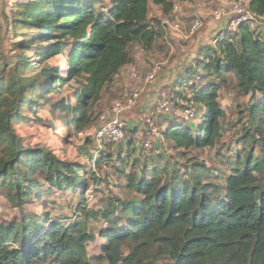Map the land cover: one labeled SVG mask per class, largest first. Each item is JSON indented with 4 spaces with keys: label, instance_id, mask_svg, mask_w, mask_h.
<instances>
[{
    "label": "trees",
    "instance_id": "obj_1",
    "mask_svg": "<svg viewBox=\"0 0 264 264\" xmlns=\"http://www.w3.org/2000/svg\"><path fill=\"white\" fill-rule=\"evenodd\" d=\"M19 8L14 28L40 32L38 39L19 44L22 51L33 50L39 62L35 65L20 57L15 78L3 79L6 69L0 77V145L6 143L2 145L5 156L0 157V181L15 191L10 197L21 208L42 182L49 185V191H76L87 186L79 177L78 166L45 148H25L16 135L13 125L26 120L23 108L37 107L28 95L41 80L32 81L27 75L60 54L64 46H71L66 76L57 71L52 86V72L40 70L43 79H49L40 93L43 97L70 80L82 79V89L71 90L77 95L63 100L59 112L66 114L62 116L66 128L84 131L103 88L132 63L130 48L137 44L149 50L165 35L158 21H150L151 8L169 16L174 5L169 0H34L19 4ZM249 9L264 20V0H251ZM226 36L188 73L220 76L228 71L242 93L261 97L250 114L251 139L258 151L226 178L224 190L202 182L200 175L186 178L187 173L180 176L177 170L169 177L166 173L162 177L165 170L159 169L148 178L130 176L128 188L139 195L138 200L113 201L109 210L91 212L108 222L100 233L105 244L96 258L109 264H264V28L242 26L235 40ZM41 43L47 44L44 51H39ZM220 90L216 83L203 88L195 85L190 103L205 108L202 127L172 123L163 132L165 140L179 151L215 148L225 117L219 104ZM42 197L43 193L35 195L36 200ZM46 221L49 229L39 227L33 237V225L26 220L18 226L0 225V264L90 263L87 244L95 235L86 221L63 225L48 216Z\"/></svg>",
    "mask_w": 264,
    "mask_h": 264
},
{
    "label": "rangeland",
    "instance_id": "obj_2",
    "mask_svg": "<svg viewBox=\"0 0 264 264\" xmlns=\"http://www.w3.org/2000/svg\"><path fill=\"white\" fill-rule=\"evenodd\" d=\"M28 1L34 0H0V77L2 71L6 69L7 73L3 78L6 80L15 78L14 68L18 58L26 57L35 65L39 62V56L33 50L22 51L19 44L25 39H38L40 32L30 30L28 27L15 29L13 23L15 17L19 16V4ZM169 1L174 5L172 14L165 17L161 9L151 8L149 15L150 21H158L165 28V35L149 50L137 44L130 48L132 63L103 88L98 100L92 105L89 113L90 124L84 131L66 128L62 118L66 114L59 112L63 100H72L77 95V92L71 90L82 89V79L70 80L62 88L54 93L47 92L43 97L40 93L42 86L49 80L43 79L40 70L45 68L52 72L50 81L52 86L57 71L66 76L71 46H64L60 54L40 66L39 70L27 75L32 81L41 80L37 83L35 91L28 95L29 99L36 101L37 107L23 108L26 120L13 125L16 135L23 139L25 148H45L62 161L78 166L79 177H83L87 186H81L76 191L69 189L49 191V185L42 182V186L31 198L24 201V206L18 208L17 203L10 197L15 195V191L4 186L5 182L0 181V225L18 226L26 220L33 225L31 232L33 237L39 227L49 229V222H45L47 216L50 220L60 221L63 225L86 221L88 230L95 235V239L87 244L89 264H109L105 259L96 258L101 255L100 248L105 244L100 233L108 226V222L103 216L99 214L94 216L91 212L109 210L113 201L138 200L139 195L128 188L130 176H135L138 180L143 177L148 178L149 173L159 169L165 170L161 173L162 177L165 173L169 177L174 170H177L180 176L187 173L186 178L190 175L195 177L200 175L202 182L218 185L224 190L226 178L235 168L248 162L253 156L252 152L258 151L256 142L251 139L253 131L250 126V114L252 107L261 97L242 93L231 72L224 71L220 76L214 75L213 72L202 71H197L191 76L187 72L197 63L198 65L201 63L199 59L202 56L199 55V51L203 53L205 51L206 54L209 48L217 45L219 39L227 37L225 34L220 36L228 29L227 20L217 22L210 14L229 9L233 0ZM249 1L237 2L248 5ZM199 16H202L203 25L191 35V26ZM175 24L180 25L178 31L174 30ZM260 27L264 28V20ZM228 37L231 40L236 39L233 34ZM39 44L37 42L38 46ZM45 47L47 44L41 43L39 51ZM183 47L193 55V58L196 56L193 60L194 64L192 63V67L188 64L178 70L171 69L168 63L176 60L181 51L183 53ZM160 64H164L160 74L148 81V74ZM131 70H136L140 74L141 96L136 107L125 113V119L129 124L127 130L129 140L113 145L97 142L94 135L100 125L101 117L111 113L114 105L121 101L124 92L131 90L135 84L129 78ZM210 83L219 84L221 87L219 104L225 111V117L221 120L222 137L213 149L179 151L172 143L165 140L163 132L169 129L172 123L183 125L185 128L202 127L206 110L202 106L190 103V100L195 85L203 88ZM165 100L170 106L169 113H164L159 107ZM188 109L193 110L192 118L186 117L185 112ZM147 116H153V124L161 132L158 141L152 143L150 148H144L137 139L138 133L148 129V124L141 120ZM2 145H0V157L5 156L2 149L6 143L3 147ZM20 169L25 171L24 167ZM34 177H38V172ZM41 193H43L42 200H36L35 195Z\"/></svg>",
    "mask_w": 264,
    "mask_h": 264
},
{
    "label": "built area",
    "instance_id": "obj_3",
    "mask_svg": "<svg viewBox=\"0 0 264 264\" xmlns=\"http://www.w3.org/2000/svg\"><path fill=\"white\" fill-rule=\"evenodd\" d=\"M238 0H233L232 7L229 9H224L220 11H216L210 14L212 19L219 22L222 20H227V30L223 31L220 36L223 34L230 35L238 31V29L242 26L249 27L251 30H257L261 26V22L263 20L262 17L255 15L249 9V4L244 5L242 3H238ZM206 7V5H204ZM202 16H199L195 19L191 26V35H194L203 25ZM180 29L179 24L174 25V30L178 31ZM232 36V35H231ZM164 64H160L155 66L152 71L148 74L147 80L155 79L160 72L162 71V66ZM131 80L135 83L133 88L124 92L121 101L114 105L111 113L108 115L104 114L101 117V121L99 122L100 125L94 135V139L97 142L106 143V144H118L123 143L127 139V130L129 129V124L125 119V113L129 112L132 108L136 107L138 100L140 99L141 92H140V74L136 70H131L130 77ZM160 110L164 113L170 112V106L168 102L165 100L159 106ZM193 110L188 109L186 110L185 114L186 117H193ZM145 123L148 124V129L144 132L141 131L138 133V141L142 143L144 148H150L152 143L157 142L159 136H161L160 130H158L154 126L153 116L145 117L141 119Z\"/></svg>",
    "mask_w": 264,
    "mask_h": 264
},
{
    "label": "crops",
    "instance_id": "obj_4",
    "mask_svg": "<svg viewBox=\"0 0 264 264\" xmlns=\"http://www.w3.org/2000/svg\"><path fill=\"white\" fill-rule=\"evenodd\" d=\"M184 16H186V15H184ZM165 17H167V16H165ZM187 19H185V21H186ZM183 21V20H182ZM212 48H214V47H212ZM183 53H182V51H181V53L179 54L180 56L179 57H177V59L176 60H174V61H172V62H170V63H168V65H170V67H171V69L172 68H177V70L179 69V68H182V67H184V66H186V65H188L189 64V67H192V65L194 64V62H193V60L196 58V56L193 58V55L192 54H189L188 53V51L186 50V48L185 47H183ZM200 52V56H202L200 59H199V61L201 60V61H203V59L205 58V51H204V53L202 52V51H199ZM182 54V55H181ZM197 55V54H196ZM198 55V56H199ZM197 60V59H196ZM195 60V61H196ZM193 63V64H192ZM200 63V62H199ZM197 65H198V63H197ZM197 65H195V66H197ZM193 68V67H192ZM175 72H176V70H174ZM188 72V71H187Z\"/></svg>",
    "mask_w": 264,
    "mask_h": 264
}]
</instances>
